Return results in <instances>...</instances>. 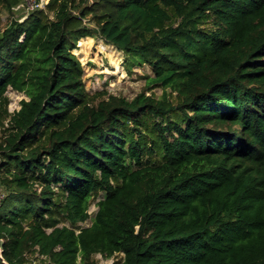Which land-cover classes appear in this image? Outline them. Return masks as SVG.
Segmentation results:
<instances>
[{
  "label": "trees",
  "instance_id": "16d2710c",
  "mask_svg": "<svg viewBox=\"0 0 264 264\" xmlns=\"http://www.w3.org/2000/svg\"><path fill=\"white\" fill-rule=\"evenodd\" d=\"M49 5L0 30V105L27 97L0 140L3 259L264 264V0ZM97 34L161 95L91 104L72 50Z\"/></svg>",
  "mask_w": 264,
  "mask_h": 264
},
{
  "label": "rangeland",
  "instance_id": "374dc122",
  "mask_svg": "<svg viewBox=\"0 0 264 264\" xmlns=\"http://www.w3.org/2000/svg\"><path fill=\"white\" fill-rule=\"evenodd\" d=\"M41 13L51 17L52 10L49 0H20V3L11 10H2L0 14V30L10 19L17 18L24 21L31 13ZM89 18V16L86 18ZM94 22L89 25L97 27L98 20L94 17ZM209 27V24H206ZM77 47L72 50L80 63L82 70L81 81L87 93L89 102L96 104L100 100L108 98L110 95L124 97L128 100L135 97L140 92L158 97L162 93V88L156 84H150L149 78L152 76L150 67L145 63L130 64L123 51L107 43L98 34L95 36H82L77 41ZM7 97L6 105H0V140H3L8 126L9 115L20 107V100L27 97L22 92L8 89L5 93ZM174 98V93L169 95ZM5 188L0 182V201L4 196ZM100 196H94L88 208L89 218L82 225L88 226L91 223L97 206L96 201ZM58 225L66 224L61 221ZM48 230L50 228H47ZM27 261L31 264H41L47 261L46 258L34 254L27 255ZM122 260L121 253H115L111 257H104L94 254L79 264H119Z\"/></svg>",
  "mask_w": 264,
  "mask_h": 264
},
{
  "label": "water",
  "instance_id": "95a60500",
  "mask_svg": "<svg viewBox=\"0 0 264 264\" xmlns=\"http://www.w3.org/2000/svg\"><path fill=\"white\" fill-rule=\"evenodd\" d=\"M0 258L2 259L3 263L8 264L7 261L2 257V239H0Z\"/></svg>",
  "mask_w": 264,
  "mask_h": 264
}]
</instances>
